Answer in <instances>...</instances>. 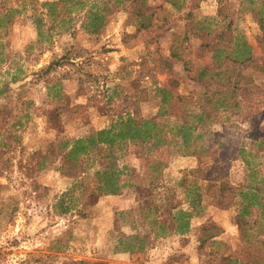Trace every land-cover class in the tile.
I'll return each instance as SVG.
<instances>
[{
	"label": "rangeland",
	"instance_id": "rangeland-1",
	"mask_svg": "<svg viewBox=\"0 0 264 264\" xmlns=\"http://www.w3.org/2000/svg\"><path fill=\"white\" fill-rule=\"evenodd\" d=\"M52 1L11 0L20 13L0 33V124L8 117L0 130V264H234L244 252L258 256L264 219L238 218L237 202L218 206L216 189L222 179L251 184L237 156L244 149L264 196V31L258 22L264 0H194L184 14L163 5L147 29L115 10L96 35L81 27L80 14L59 26L58 10L49 17L42 6ZM204 18L209 37L198 39L194 25ZM217 32L249 45L252 65L243 82L259 89L248 100L225 93L227 106L209 119L205 114L193 133L199 154L184 155L173 135L176 120L157 117L158 89L173 78L180 95L203 105L207 89L199 74L212 64L206 45ZM172 53L178 61L168 65ZM133 110L157 119L169 143L158 149L151 142L99 145L76 163L62 161L65 141L107 129ZM112 171L124 184L121 193L91 197L103 183L100 173ZM168 201L190 214L182 235L170 233L167 215L151 210L143 219L139 209ZM210 224L221 230L200 245L201 229ZM160 226L166 233L155 236ZM126 248L131 251L120 250Z\"/></svg>",
	"mask_w": 264,
	"mask_h": 264
},
{
	"label": "trees",
	"instance_id": "trees-1",
	"mask_svg": "<svg viewBox=\"0 0 264 264\" xmlns=\"http://www.w3.org/2000/svg\"><path fill=\"white\" fill-rule=\"evenodd\" d=\"M11 0H0V33L5 31L9 27L14 19L19 15L20 11L14 5L11 4ZM249 4H254L257 0H247ZM190 2L191 8L194 6V0H160L159 5L155 6L148 2V0H56L52 2H45L42 4L49 17H53L58 10L57 20L59 26H66L74 19L72 14L81 15V27L88 28L90 33L96 35L99 30L106 24V20L112 12L115 10H123L130 14L132 19L136 21L139 29L152 27L157 23H154V17L157 18L155 13L157 9H161L163 5L169 6L172 11L178 14H184V7ZM259 8H264V2H261ZM259 14L264 13V9L258 11ZM187 18L190 16V12L186 14ZM207 18H204L200 22H196L194 25V35L198 39L209 37L207 33L208 23ZM261 17H258L260 29L264 31V21ZM39 22L36 21V28L39 31ZM205 24V25H202ZM88 25V26H87ZM207 25V26H206ZM41 35V31H39ZM226 34L224 32L216 33L212 40H216L206 46L210 48L212 54V64L206 69L200 71L199 76L202 77V85L207 89V95L204 98V104L200 105L199 101H196L192 95H180L177 92L178 81L173 78H167L161 88L158 89L160 93L158 118H174L176 120V126L174 128V137L179 140L180 146L183 147V151L178 149L184 155L196 156L199 154L194 149L193 133L198 128L199 124L203 122V118L206 114L207 119L211 113L219 108H225L227 105L224 96L225 93L229 94V97L234 98L238 93H242L245 100H248L247 95L251 89H259L258 85H252L250 88L249 83L243 82L244 71L250 68L252 65L250 57V47L245 41H241L238 37L229 35V39H225ZM264 39V36H262ZM225 42L219 44V42ZM231 45H230V41ZM1 47V45H0ZM231 50L229 53H233V57H229L226 54L227 50ZM170 61L168 65L178 61L177 55L172 53L170 55ZM51 64L48 68H52ZM264 72V66L260 69ZM199 79V78H198ZM239 79H242L240 82ZM214 85V86H213ZM213 86V90L208 88ZM225 97V98H224ZM223 98V99H222ZM253 101L250 100L248 104L252 106ZM236 104V102H235ZM260 104V103H259ZM256 105V104H254ZM207 108V109H206ZM200 109V112H197ZM127 116L122 118L118 117L111 126L107 129H102L94 132L85 138L72 139L65 141L62 144L61 159L68 163H76L80 156L86 154L89 149H92L99 145H104L108 148L117 146L124 142L145 144L150 143L155 148L165 146L167 143L166 133L162 131V128L158 126L157 119H147L140 115L137 110H133L131 113H126ZM249 116V115H248ZM7 118H1L2 124H0V130H2L7 122ZM11 134L7 138L11 139ZM10 143V142H9ZM244 149L238 151V157L243 162V166L248 171V178L251 179V184L235 186L232 185L226 179H222L217 183V199L218 206L227 208L238 203V218L253 217L264 219V196H261V184L262 181H257L258 168L256 165H252L246 156ZM38 168V167H37ZM103 183H97L91 192V197H100L102 195H119L123 190L124 184L119 182V173L102 172L100 173ZM236 199V201H235ZM235 201V202H234ZM220 202V203H219ZM141 211H145L143 219H147V214L153 210L158 215H167L169 218V230L170 233L182 235L188 230L189 213L183 211L180 208V203L176 201H168L163 207L154 205H143L139 208ZM67 212L68 209H63ZM157 219V217L153 218ZM153 220L151 225L156 224ZM261 225H264L262 221ZM160 233H156L155 236L165 235L164 227H159ZM221 229L216 228L210 224L207 227H202L201 236L199 237L200 245H203L207 240H211L218 236ZM222 232V231H221ZM136 238V237H135ZM122 243V241H118ZM125 252H130L129 248L120 249ZM122 252V251H121ZM260 255V256H259ZM258 256L253 255L250 252H244L241 258L233 259L234 264H264V237L260 239V253ZM61 264H106L101 261L89 262L86 260L73 261L68 263L67 261ZM230 264V263H228Z\"/></svg>",
	"mask_w": 264,
	"mask_h": 264
}]
</instances>
